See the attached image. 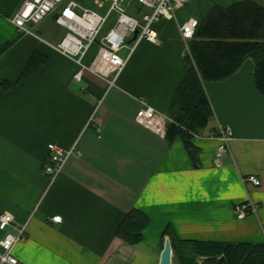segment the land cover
<instances>
[{
    "label": "crops",
    "instance_id": "1",
    "mask_svg": "<svg viewBox=\"0 0 264 264\" xmlns=\"http://www.w3.org/2000/svg\"><path fill=\"white\" fill-rule=\"evenodd\" d=\"M23 1L0 0V215L14 216L0 241L26 224L14 251L20 264H160L168 226L179 239L264 243V93L255 83V61L205 81L213 126H229L233 135L220 165L218 135L195 136V164L181 138L170 143L167 133L135 118L147 105L170 116L190 68L180 25L197 17L182 7L155 23L159 43L142 39L111 85L56 48L66 33L58 11L29 23L32 33L20 32L12 19ZM123 50L127 57L129 48ZM96 52L94 44L86 65ZM35 54L42 64L23 75ZM50 143L76 149L48 187L43 166ZM251 175L261 185L243 181ZM248 199L258 214L238 218L235 206ZM133 208L150 219L136 245L115 234Z\"/></svg>",
    "mask_w": 264,
    "mask_h": 264
},
{
    "label": "trees",
    "instance_id": "2",
    "mask_svg": "<svg viewBox=\"0 0 264 264\" xmlns=\"http://www.w3.org/2000/svg\"><path fill=\"white\" fill-rule=\"evenodd\" d=\"M84 3L87 0H79ZM189 41L190 68L170 104L174 122L167 129L172 143L181 138L191 158L198 164L199 149L194 137L209 130L219 133L214 112L205 91V81H218L234 74L248 58L255 61V83L264 93V4L258 0H212L206 14ZM3 49V48H2ZM42 58L35 54L23 75L35 71ZM149 217L131 209L116 229V236L136 245L143 239ZM173 249V264H264V243L221 242L179 239L168 226ZM202 257L199 262L198 258Z\"/></svg>",
    "mask_w": 264,
    "mask_h": 264
},
{
    "label": "built area",
    "instance_id": "3",
    "mask_svg": "<svg viewBox=\"0 0 264 264\" xmlns=\"http://www.w3.org/2000/svg\"><path fill=\"white\" fill-rule=\"evenodd\" d=\"M137 1L139 3L137 11L131 14L128 12V6L132 4V0H95L98 8L107 7L105 12L93 9L79 0H24L12 21L20 32L32 33L28 28L29 23L38 24L53 12L58 11L56 21L66 29V33L56 48L63 54L76 59L82 69H89L99 74L113 85L142 39L159 43L154 24L162 18H175L177 10L191 0ZM198 23L197 18H190L180 25L181 35L186 44L185 52L188 55H191L189 41L193 38ZM136 31H138L137 37L128 43V39L133 38ZM94 44L97 45L96 55L90 64L86 65L83 58ZM124 48H129L127 57L121 55ZM75 79L80 80L81 74L77 73ZM135 119L139 124L163 137L166 136L169 124L174 122L173 118L149 105L139 109ZM218 131L220 145L218 157L215 160L216 165H220V157L230 149L229 143L233 135L229 126L220 124ZM217 135L211 134V136ZM75 149L76 146L65 150L54 143L48 145L49 155L43 166L48 187L52 186L62 173ZM243 181L254 186L261 185L260 178L254 175L245 177ZM259 209L257 202L248 199L235 206V213L238 218H245L249 215H257ZM52 220L61 222L62 217L54 216ZM13 222L14 216L11 213H2L0 230L6 231ZM16 231V233H6L0 241L2 248L0 264H20L14 251L17 244L27 236L26 224L16 225Z\"/></svg>",
    "mask_w": 264,
    "mask_h": 264
},
{
    "label": "rangeland",
    "instance_id": "4",
    "mask_svg": "<svg viewBox=\"0 0 264 264\" xmlns=\"http://www.w3.org/2000/svg\"><path fill=\"white\" fill-rule=\"evenodd\" d=\"M258 1L264 4V0H258ZM84 3L100 12H105L107 9V7L104 9L98 8V6L95 3V0H87ZM211 3L212 0H191L188 4L184 6L183 11L190 16L197 17V19L202 18L206 14ZM138 6H139L138 1L132 0V4L128 6V12L131 14H135ZM124 54H125V50L121 52V55Z\"/></svg>",
    "mask_w": 264,
    "mask_h": 264
},
{
    "label": "water",
    "instance_id": "5",
    "mask_svg": "<svg viewBox=\"0 0 264 264\" xmlns=\"http://www.w3.org/2000/svg\"><path fill=\"white\" fill-rule=\"evenodd\" d=\"M138 35V31L135 32L132 40H134ZM160 264H173V250L171 240L168 238L165 241L164 249L161 254Z\"/></svg>",
    "mask_w": 264,
    "mask_h": 264
}]
</instances>
